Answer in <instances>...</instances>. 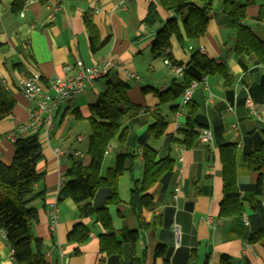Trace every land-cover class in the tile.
<instances>
[{"label": "crops", "instance_id": "0c3cea01", "mask_svg": "<svg viewBox=\"0 0 264 264\" xmlns=\"http://www.w3.org/2000/svg\"><path fill=\"white\" fill-rule=\"evenodd\" d=\"M13 1L0 0V80H4L16 99L12 113L0 121V159L5 163L13 159V132L28 121L30 110L35 107L22 91V81L30 71L40 72L46 82L67 76V68H73L78 59L87 65L114 59L120 66L105 77L107 82L101 79L93 82L86 91L55 111L54 126L48 134L45 129L39 130L43 157L37 169L43 179L35 187V193L43 192L44 196L29 206L37 210L33 230L46 246L49 263L130 264L129 245L123 244L118 255L103 252L100 235L104 230L95 221V215L83 214L69 197L59 198L63 188L61 174H66L71 161L86 165L91 162L89 140L84 136L85 130L91 134L90 105L98 100L109 81H124L130 86V101L141 110L131 112L124 120L129 128L128 142L123 147L117 139L110 143L113 148L105 154L102 174L114 165L120 151L132 152L137 157L133 170H127L119 178L120 203L106 204L108 189L99 190L91 201L96 207L107 206L117 238L122 240L125 229L139 231L140 238L134 246L136 256L141 259L138 264H220L224 256H229L232 264H264V237L255 243L248 239L262 225L250 202L258 174L244 160L246 153L256 151L264 142V63L252 53L244 56L246 68L241 65L236 53V30L225 11V0H213L208 30L203 36L194 40L184 37L181 42L173 35L170 49L159 56H154L152 51L158 31L174 18L182 27V15L158 7L160 22L153 27L146 26L143 20L149 6L158 0H49L46 3L29 0L24 15L23 9L19 13L13 11ZM262 4L264 0H253L243 23L264 41V21L257 19ZM85 17L95 24L98 41L109 38L97 52L92 51ZM197 51L223 62L232 77L227 83L223 75H206L194 89L192 102L210 128L212 140L205 144L198 139L188 146L175 141L181 138L179 129L186 123L187 106L181 105L182 95L175 101L162 102L155 91H166L174 80H181L165 64L168 53L187 68ZM125 70L136 72L139 78H129ZM248 98L253 101L254 111L247 104ZM75 110L80 113L79 119ZM155 112L168 122L165 134L159 138L149 132ZM34 133L17 135L27 137ZM227 143H237L239 147L237 181L244 204L242 216L220 217L224 198L220 146ZM145 147L157 152V158L171 155L175 165L171 174L149 190L152 207L138 213L131 206V199L135 182L143 178ZM56 148L64 154L59 156ZM177 188H180L178 192ZM56 200L59 221L52 229L49 211ZM259 200L264 209V192ZM155 218L158 225H152ZM79 223L90 228L91 236L78 246L69 242L68 234ZM142 230L146 233L147 245L142 241ZM159 244L166 246L164 255H156ZM0 264H15L1 229Z\"/></svg>", "mask_w": 264, "mask_h": 264}, {"label": "trees", "instance_id": "16d2710c", "mask_svg": "<svg viewBox=\"0 0 264 264\" xmlns=\"http://www.w3.org/2000/svg\"><path fill=\"white\" fill-rule=\"evenodd\" d=\"M46 3L49 0H39ZM26 0H14L12 9L19 13ZM253 0H225V11L231 18L232 26L236 30V53L241 65L244 64V56L256 54L264 63V41L260 39L252 29L243 23L247 16V7ZM158 7L165 11H173L182 15V27L174 18L158 31L152 45L154 56L168 52L171 47L170 39L175 35L181 42L187 39H198L203 36L209 26L213 0H158L149 6L148 14L143 24L153 27L161 20ZM257 19L264 21V4L259 8ZM85 24L90 33L91 48L93 52L100 50L109 38L98 41V33L95 24L85 17ZM184 35H183V32ZM170 60L173 57L167 54ZM174 63H177L173 60ZM220 74L231 82L229 74L223 62H218L202 52H195L191 62L186 68L181 80H174L166 91H155L162 102H172L179 98L193 81H200L204 76ZM129 84L124 81H109L98 100L90 105V117L88 121L91 127L88 153L91 162L86 165L82 161L72 160L71 166L66 171V181L59 194V198H71L80 206L85 215H95V221L99 223L104 232L100 235L101 250L108 255L121 253V246L127 244L131 247L130 264H138L141 259L136 256L134 248L140 238L138 230L125 229L122 232V240H119L114 232L111 217L107 206H94L91 201L101 189L109 190L106 204H118V181L127 171L133 170L136 155L132 152H118L115 163L105 174H102L105 151L108 145L118 140L123 147L129 139V128L124 125V120L131 113H139L141 108L132 104L129 98ZM146 90V89H145ZM16 105V99L12 92L0 81V121L9 116ZM185 126L179 129L180 139L178 143L191 145L198 141L201 131L209 128L203 116L199 113L198 106L188 102ZM77 118L80 113L75 110ZM153 123L149 126V132L159 138L165 134L168 122L160 113H153ZM237 143H227L220 146V160L223 165V193L220 217L242 216L244 204L241 197V188L237 181ZM43 157V148L39 131L27 136L15 139V149L12 161L7 164L0 159V229L5 232L6 240L12 249L15 264H51L47 259V249L43 240L37 237L33 230V223L37 219V210L30 203L38 198H43V192L35 193V187L43 179V174L38 171L37 164ZM248 167L256 172L257 180L250 198L252 208L259 214L262 225L260 229L251 233L248 237L250 243H255L264 237V209L259 200L264 192V142L253 152L244 155ZM144 174L142 180L135 182L132 190L131 206L138 213L143 208L153 205L152 195L149 190L159 181L171 174L175 161L168 155L157 158V152L148 147L143 151ZM152 225H158L155 218ZM143 227L147 225L143 223ZM91 236L90 228L79 223L68 234V240L75 245H82ZM78 251V248L75 249ZM166 246L159 244L156 255H164ZM220 264H232L229 256H224Z\"/></svg>", "mask_w": 264, "mask_h": 264}, {"label": "built area", "instance_id": "2783aa9c", "mask_svg": "<svg viewBox=\"0 0 264 264\" xmlns=\"http://www.w3.org/2000/svg\"><path fill=\"white\" fill-rule=\"evenodd\" d=\"M30 4L27 0L22 10L24 11ZM165 64L178 78H182L185 74L186 68L181 64H176L169 58L165 59ZM120 67L116 60L105 59L101 62L87 65L83 60L78 59L75 66L68 67L69 74L65 77H56L44 81L43 76L40 72L33 70L30 71L22 81V91L28 100L35 103V107L30 110V116L26 123L19 125L13 132L12 137L17 138L18 133H24L28 131L38 132L40 129H45L46 133L50 132L54 126V112L59 110L64 104L68 103L75 96L83 93L93 82L107 77L110 71L114 67ZM126 75L130 78L138 79L139 75L136 72H130L125 70ZM5 84L4 80H0ZM201 81H193L190 86L185 90L181 98V105L186 106L188 102L192 100L194 89L200 85ZM6 85V84H5ZM7 87V86H6ZM247 104L254 111L253 101L248 98ZM232 109V107H230ZM199 139L203 143H209L212 140V132L210 128H204L201 131ZM112 145L109 144L105 154L112 151ZM56 152L61 156L64 151L60 148L55 149ZM142 153V150H141ZM66 181V175L61 174V187L64 186ZM180 188H177L178 192ZM177 193L175 194V198ZM50 226L52 229L56 227L59 221V209L58 201H54L51 204L49 211ZM175 231L179 236V228L176 227Z\"/></svg>", "mask_w": 264, "mask_h": 264}, {"label": "rangeland", "instance_id": "374dc122", "mask_svg": "<svg viewBox=\"0 0 264 264\" xmlns=\"http://www.w3.org/2000/svg\"><path fill=\"white\" fill-rule=\"evenodd\" d=\"M111 80H113V78H111ZM107 81H108V78L104 77V78L101 79V82H107ZM84 136L86 137V141H88L89 137H90V130H85L84 131ZM103 171L105 172V168L103 169ZM0 195H1V191H0Z\"/></svg>", "mask_w": 264, "mask_h": 264}, {"label": "water", "instance_id": "95a60500", "mask_svg": "<svg viewBox=\"0 0 264 264\" xmlns=\"http://www.w3.org/2000/svg\"><path fill=\"white\" fill-rule=\"evenodd\" d=\"M141 227V226H140ZM142 228V227H141ZM141 236H142V241L144 242L145 245H147V238H146V233L144 230H142L141 232ZM211 251V248L209 249V252ZM208 257V254L206 255V258Z\"/></svg>", "mask_w": 264, "mask_h": 264}]
</instances>
